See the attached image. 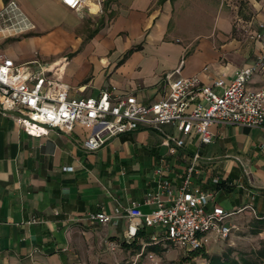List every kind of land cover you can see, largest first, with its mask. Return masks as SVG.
Segmentation results:
<instances>
[{
	"label": "crops",
	"instance_id": "1",
	"mask_svg": "<svg viewBox=\"0 0 264 264\" xmlns=\"http://www.w3.org/2000/svg\"><path fill=\"white\" fill-rule=\"evenodd\" d=\"M16 1L35 29L1 40L0 54L15 63L66 58L62 79L72 98L113 90L148 104L166 98L176 78L228 83L262 51L251 35L264 26V0H89L80 12L56 0ZM88 20L101 23L85 31ZM262 86L258 70L247 88ZM209 130L212 142L201 144L172 125L139 128L88 151L81 126L31 136L0 112V264H133L147 247L159 251L164 241L152 239L163 230L139 226L129 237L135 223L126 212L133 203L152 211L145 194L163 179L176 195L191 167V188L208 195V207L235 213L232 225L246 217L264 223V122ZM96 213L111 221H87Z\"/></svg>",
	"mask_w": 264,
	"mask_h": 264
},
{
	"label": "built area",
	"instance_id": "2",
	"mask_svg": "<svg viewBox=\"0 0 264 264\" xmlns=\"http://www.w3.org/2000/svg\"><path fill=\"white\" fill-rule=\"evenodd\" d=\"M56 1L70 11L80 12L89 0ZM34 29L16 0H8L0 9V41ZM251 38L261 41L259 57L251 66L238 70L228 83L220 78L211 85L196 77L176 78L169 83L166 98L148 104L138 102L132 95L119 97L113 90H103L96 98H72L62 79L66 58L51 64L37 59L15 63L0 54V112L10 114L31 136L43 135L51 128L69 134L76 125L81 126L87 131L83 146L88 151L99 149L118 135L164 124L174 126L183 136L196 134L201 144H209L213 139L209 128L213 124L250 128L263 125L264 86L250 90L247 84L256 71L264 70V26ZM173 141L176 147L183 146L182 139ZM169 151L175 152L173 148ZM196 160L194 155L192 161ZM192 170L188 169L176 195L166 179L147 191L144 201L154 205L149 213H142L135 203L131 205L126 218L135 224L129 227V237L135 236L139 226L158 227L163 235L160 240L154 237L153 242L164 241L185 252L206 249L211 239L219 242L229 238L234 228L230 220L235 213L218 206L208 207V195L191 188ZM86 219L100 224L111 221L103 213L89 214ZM29 223L35 224L37 219L32 218Z\"/></svg>",
	"mask_w": 264,
	"mask_h": 264
},
{
	"label": "rangeland",
	"instance_id": "3",
	"mask_svg": "<svg viewBox=\"0 0 264 264\" xmlns=\"http://www.w3.org/2000/svg\"><path fill=\"white\" fill-rule=\"evenodd\" d=\"M105 1V0H104ZM99 21H85L82 29L90 31L94 27L100 25ZM253 219L246 217L245 219H238L233 222V230L228 239L219 242H212L205 249L208 255H222L227 254L230 258H238L240 255L250 257L249 253L258 249L262 235H252ZM212 238V236H210ZM166 242H162L163 248H158L159 251L153 255L143 252L142 255L136 257L133 264H207L201 257H193L189 252L174 249L167 246ZM131 264V263H130ZM264 264V262H260Z\"/></svg>",
	"mask_w": 264,
	"mask_h": 264
},
{
	"label": "trees",
	"instance_id": "4",
	"mask_svg": "<svg viewBox=\"0 0 264 264\" xmlns=\"http://www.w3.org/2000/svg\"><path fill=\"white\" fill-rule=\"evenodd\" d=\"M263 229V221H254L251 234L259 235ZM147 250L154 253L158 252L155 246H149L147 247ZM189 253L192 254L193 257H201L207 262V264H260L261 261L264 262V239L260 241L258 249L249 253V256L252 258L245 257L244 255H240L238 258H230L227 254L208 255L205 249L191 251Z\"/></svg>",
	"mask_w": 264,
	"mask_h": 264
}]
</instances>
